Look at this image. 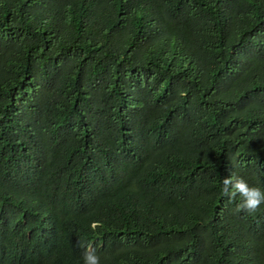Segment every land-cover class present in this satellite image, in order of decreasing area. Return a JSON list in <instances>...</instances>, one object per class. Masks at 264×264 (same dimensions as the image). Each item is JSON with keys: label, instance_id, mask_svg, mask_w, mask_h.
Masks as SVG:
<instances>
[{"label": "trees", "instance_id": "trees-1", "mask_svg": "<svg viewBox=\"0 0 264 264\" xmlns=\"http://www.w3.org/2000/svg\"><path fill=\"white\" fill-rule=\"evenodd\" d=\"M264 0H0V264H264Z\"/></svg>", "mask_w": 264, "mask_h": 264}, {"label": "clouds", "instance_id": "clouds-1", "mask_svg": "<svg viewBox=\"0 0 264 264\" xmlns=\"http://www.w3.org/2000/svg\"><path fill=\"white\" fill-rule=\"evenodd\" d=\"M221 194L231 203L236 201L237 211H254L264 204V187L250 185L242 177L230 174L221 179ZM82 264H101V257L95 249L88 245L84 249Z\"/></svg>", "mask_w": 264, "mask_h": 264}]
</instances>
